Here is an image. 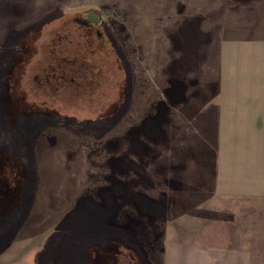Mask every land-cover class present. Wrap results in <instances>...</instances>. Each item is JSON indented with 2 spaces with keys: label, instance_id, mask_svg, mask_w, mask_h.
Segmentation results:
<instances>
[{
  "label": "rangeland",
  "instance_id": "1",
  "mask_svg": "<svg viewBox=\"0 0 264 264\" xmlns=\"http://www.w3.org/2000/svg\"><path fill=\"white\" fill-rule=\"evenodd\" d=\"M90 12L103 87L45 95ZM256 39L264 0H0V264H264V198L215 185L225 49Z\"/></svg>",
  "mask_w": 264,
  "mask_h": 264
},
{
  "label": "crops",
  "instance_id": "2",
  "mask_svg": "<svg viewBox=\"0 0 264 264\" xmlns=\"http://www.w3.org/2000/svg\"><path fill=\"white\" fill-rule=\"evenodd\" d=\"M225 51L223 82L228 95L218 110L223 134L215 185L221 194L264 198V40L229 44ZM217 247L191 245V256L170 253L164 264H247L245 257L206 256V249Z\"/></svg>",
  "mask_w": 264,
  "mask_h": 264
},
{
  "label": "flooded vegetation",
  "instance_id": "3",
  "mask_svg": "<svg viewBox=\"0 0 264 264\" xmlns=\"http://www.w3.org/2000/svg\"><path fill=\"white\" fill-rule=\"evenodd\" d=\"M79 24L83 26L84 30L79 35L81 40H79L78 46H82L81 50L90 51V55L85 54L80 51V49H76L75 51H73L74 49L70 50L69 47L68 50L70 52L62 50L63 59L68 62L63 69L62 76L64 77V80H68V82H77L79 88H82L85 81H87L88 84L83 87L88 88L91 86L97 88L102 85L103 77H106L104 71L105 68L102 66L105 63L102 62L103 58L107 59L109 57L103 54L100 56L98 53L99 47H102L100 51L105 50L107 40L102 31L99 30V28H96V23L89 17L79 19ZM67 40L69 42L73 41L68 39V37ZM82 41H84L83 44L81 43ZM54 59H57L56 55L54 56Z\"/></svg>",
  "mask_w": 264,
  "mask_h": 264
},
{
  "label": "trees",
  "instance_id": "4",
  "mask_svg": "<svg viewBox=\"0 0 264 264\" xmlns=\"http://www.w3.org/2000/svg\"><path fill=\"white\" fill-rule=\"evenodd\" d=\"M71 40L73 41L69 42L68 40H66L67 41L66 44L65 43L62 45L57 44L55 47L52 46L51 62H49L50 52H48L47 56L44 58L46 59L45 64L43 66H40L38 71L35 72L34 74V78H35V81L37 82V85L41 87L45 95L48 94L47 92H49V90L50 91L52 90L53 87L51 85L55 87L59 85L58 87H60L61 89L63 87L62 85H64L66 86L65 88H63L65 90L71 89L72 87L77 88L79 85L77 84V82L71 83L70 81L68 82V80H64V77L62 76L63 69L68 64V62L65 61V59H63L62 50L69 51L68 47L70 48L73 46L72 48V50L74 49L73 51H75L76 49H80V51L84 52L85 54H89V55H90V51L81 50L82 46L80 45L78 46L79 40L78 42H75L74 39H71ZM55 55L57 56V59H54Z\"/></svg>",
  "mask_w": 264,
  "mask_h": 264
},
{
  "label": "water",
  "instance_id": "5",
  "mask_svg": "<svg viewBox=\"0 0 264 264\" xmlns=\"http://www.w3.org/2000/svg\"><path fill=\"white\" fill-rule=\"evenodd\" d=\"M91 20H93L94 22H96L98 20V16L96 14H94V12H90L89 16H88Z\"/></svg>",
  "mask_w": 264,
  "mask_h": 264
},
{
  "label": "bare ground",
  "instance_id": "6",
  "mask_svg": "<svg viewBox=\"0 0 264 264\" xmlns=\"http://www.w3.org/2000/svg\"><path fill=\"white\" fill-rule=\"evenodd\" d=\"M88 240V239H87Z\"/></svg>",
  "mask_w": 264,
  "mask_h": 264
}]
</instances>
